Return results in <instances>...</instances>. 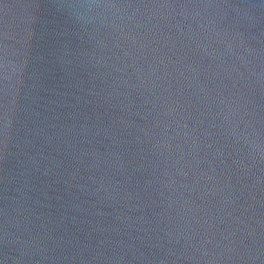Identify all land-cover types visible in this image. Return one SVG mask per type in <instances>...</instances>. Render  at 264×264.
Returning <instances> with one entry per match:
<instances>
[{
  "label": "water",
  "instance_id": "obj_1",
  "mask_svg": "<svg viewBox=\"0 0 264 264\" xmlns=\"http://www.w3.org/2000/svg\"><path fill=\"white\" fill-rule=\"evenodd\" d=\"M0 264H264V0H0Z\"/></svg>",
  "mask_w": 264,
  "mask_h": 264
}]
</instances>
